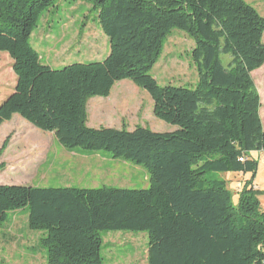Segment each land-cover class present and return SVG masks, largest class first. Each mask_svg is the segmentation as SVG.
Returning <instances> with one entry per match:
<instances>
[{
	"label": "trees",
	"instance_id": "trees-1",
	"mask_svg": "<svg viewBox=\"0 0 264 264\" xmlns=\"http://www.w3.org/2000/svg\"><path fill=\"white\" fill-rule=\"evenodd\" d=\"M84 1L97 11L109 53L52 69L30 38L56 0H0V52L16 78L0 104V126L18 115L65 149L103 150L145 167L149 186L0 185V224L22 213L26 227L42 234L46 264H104L102 233L119 231L147 232V264H264V192L253 187L252 157L264 153L252 79L264 65V18L244 0ZM172 29L195 42L194 89L159 86L150 74ZM124 80L146 91L155 118L177 129L88 127L89 99L109 97ZM209 173L250 178L235 201L227 180Z\"/></svg>",
	"mask_w": 264,
	"mask_h": 264
},
{
	"label": "rangeland",
	"instance_id": "rangeland-1",
	"mask_svg": "<svg viewBox=\"0 0 264 264\" xmlns=\"http://www.w3.org/2000/svg\"><path fill=\"white\" fill-rule=\"evenodd\" d=\"M244 1L255 7L264 18V0ZM30 42L39 53L42 64L52 69L73 63L101 61L109 53L108 38L99 27L97 11L91 2L84 0H56L55 5L40 18ZM262 42L264 44V34ZM194 46V40L187 33L177 29L168 32L162 53L150 70L159 86L196 87L198 73L191 58ZM222 60L226 65L230 57L223 56ZM11 66L9 56L0 52V104L15 87ZM252 79L261 100L260 114L264 125V65L252 73ZM87 126L95 129L124 128L127 131L143 127L155 133H170L177 129L155 118L149 94L129 80L116 83L107 98L89 99ZM4 144L6 146L0 155V185L131 190L149 186L145 167L114 158L103 150L65 149L55 141L53 134L34 128L18 115L0 126V151ZM261 168L259 185L263 187V165ZM209 174L225 180L229 177L227 175H233ZM233 184L229 189L236 201L238 189ZM16 217L18 212L9 213L0 226L11 227ZM23 218L20 216L18 225L6 232L4 246L0 243V264H44L43 258L32 257L28 250L38 242L40 234L25 231ZM102 238L104 264H147V232H103Z\"/></svg>",
	"mask_w": 264,
	"mask_h": 264
},
{
	"label": "crops",
	"instance_id": "crops-1",
	"mask_svg": "<svg viewBox=\"0 0 264 264\" xmlns=\"http://www.w3.org/2000/svg\"><path fill=\"white\" fill-rule=\"evenodd\" d=\"M15 80H16V78H15ZM260 116H261V114H260ZM261 119L263 122L262 117H261ZM263 127H264V125H263ZM252 157L258 162L257 173H256V176H255L254 181H253V187L255 190L264 191V186L262 187L259 185V182L261 181V175H260L261 169H262L261 166L263 165V167H264V153H262V152L252 153ZM229 174H231V173H229ZM227 176H229L228 179H226L228 182V187L231 185V183H234L233 185H234L235 189H238L237 192H239L241 190L245 181H247L250 178L249 174H246V175H244V174H233V175H227ZM258 200L260 203L261 210L264 211V201H263L264 195L259 196ZM20 216H22V213L18 212V218L16 217V219L12 223L11 227L18 225V223L21 221L19 219ZM22 224L24 225L23 229L25 231L31 232V233L33 232V231H30L26 227L25 218H23ZM11 227L0 226V243L2 246H4V240H5L4 238L7 235L6 232H9ZM23 229H21V231L19 230V232L21 233L23 231ZM36 233H39L40 238H41L42 234L40 232H36ZM40 238H39L38 242L36 244H34L33 246L29 247L28 250L31 253L32 257L40 256L41 258H43L44 264H46V254L44 256V251L40 248V242H39ZM263 252H264V249H263ZM1 264H3V263H1Z\"/></svg>",
	"mask_w": 264,
	"mask_h": 264
},
{
	"label": "built area",
	"instance_id": "built-area-1",
	"mask_svg": "<svg viewBox=\"0 0 264 264\" xmlns=\"http://www.w3.org/2000/svg\"><path fill=\"white\" fill-rule=\"evenodd\" d=\"M240 161H242V159Z\"/></svg>",
	"mask_w": 264,
	"mask_h": 264
}]
</instances>
